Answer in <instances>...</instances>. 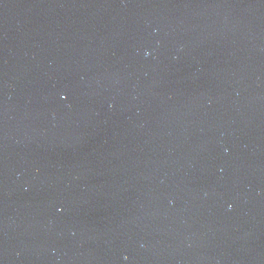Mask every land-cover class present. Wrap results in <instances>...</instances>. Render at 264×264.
<instances>
[{"label":"water","instance_id":"obj_1","mask_svg":"<svg viewBox=\"0 0 264 264\" xmlns=\"http://www.w3.org/2000/svg\"><path fill=\"white\" fill-rule=\"evenodd\" d=\"M0 264H264V0H0Z\"/></svg>","mask_w":264,"mask_h":264}]
</instances>
